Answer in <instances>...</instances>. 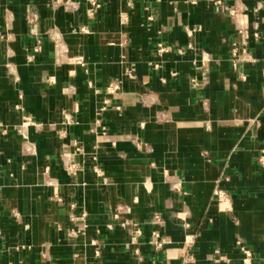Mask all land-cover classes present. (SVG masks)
<instances>
[{"label": "crops", "instance_id": "obj_1", "mask_svg": "<svg viewBox=\"0 0 264 264\" xmlns=\"http://www.w3.org/2000/svg\"><path fill=\"white\" fill-rule=\"evenodd\" d=\"M96 1L0 0V264H264V0Z\"/></svg>", "mask_w": 264, "mask_h": 264}, {"label": "built area", "instance_id": "obj_2", "mask_svg": "<svg viewBox=\"0 0 264 264\" xmlns=\"http://www.w3.org/2000/svg\"><path fill=\"white\" fill-rule=\"evenodd\" d=\"M57 3L60 2V0H56ZM101 8V4L96 1V0H88V7L86 10V13L88 17H92L94 12L97 11L98 9ZM36 19V15H32L30 21H33ZM127 23V18L125 16L121 17V24H126ZM241 33V32H240ZM247 38L246 33H244V38ZM253 37H257V34H253ZM125 43V40L121 41V44ZM242 45L239 47V45ZM238 46L234 45V47L231 50V58H232V67L236 68L237 64L239 62H245L248 61V55L246 53V49L243 47L244 41H241ZM165 48L161 47L160 45L158 46V53L163 54L165 53ZM242 81H245V77H242ZM92 172L93 174L104 180V177L102 175V171L96 164L95 158L92 160ZM82 171L81 167L75 166V164L70 165L69 167V172H70V177L75 180L78 174ZM214 196L216 200V204L218 208L222 211H228L230 210V200L228 195L221 189H216L214 191ZM129 213V210L127 207L123 205H115L110 207L109 214L110 218L113 221V223H110L107 228L109 230L113 229L114 224L119 227L121 230H123L130 238L136 239L140 235V228L138 224L126 217V215ZM150 223L153 226V231H152V236L154 238L152 244L154 245L155 248H161L164 245V240L158 236V230L161 229V227L164 224V220L162 217L156 213L153 212L150 218ZM185 227H188V225H185ZM92 246L96 247L95 249V256L100 255V250L98 248V244L95 241H92ZM242 254H243V264H250L252 261V254L249 250L246 248H242ZM217 251L214 252L213 258L217 255Z\"/></svg>", "mask_w": 264, "mask_h": 264}]
</instances>
